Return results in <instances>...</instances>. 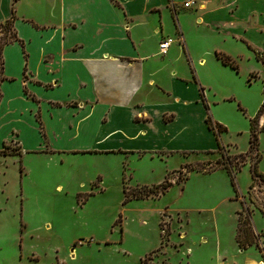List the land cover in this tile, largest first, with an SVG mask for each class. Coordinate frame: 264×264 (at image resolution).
<instances>
[{"label":"rangeland","instance_id":"obj_1","mask_svg":"<svg viewBox=\"0 0 264 264\" xmlns=\"http://www.w3.org/2000/svg\"><path fill=\"white\" fill-rule=\"evenodd\" d=\"M185 22L194 51H209L201 54L214 69L204 78L209 114L225 130L210 129L214 143L199 133L181 143L188 148L160 154L63 156L6 145L0 264H264V111L254 119L263 66L241 41L211 34L191 16ZM13 37L1 23L0 47ZM213 49L230 55L238 71L216 66ZM161 183H170L163 193L133 198Z\"/></svg>","mask_w":264,"mask_h":264},{"label":"crops","instance_id":"obj_2","mask_svg":"<svg viewBox=\"0 0 264 264\" xmlns=\"http://www.w3.org/2000/svg\"><path fill=\"white\" fill-rule=\"evenodd\" d=\"M184 1L0 0V24L10 20L16 37L0 52V153L11 144L63 156L160 154L199 133L214 143L204 81L214 69L208 50L194 51L185 20L241 41L257 60L264 0ZM166 36L174 42L162 55ZM212 52L216 66H228L222 54L238 71L230 55Z\"/></svg>","mask_w":264,"mask_h":264},{"label":"trees","instance_id":"obj_3","mask_svg":"<svg viewBox=\"0 0 264 264\" xmlns=\"http://www.w3.org/2000/svg\"><path fill=\"white\" fill-rule=\"evenodd\" d=\"M4 24L6 26H10V27L12 25L10 20L4 22ZM15 39H16V37H15V34H14V37L11 39V41H13ZM1 49H2V47H0V52H1ZM217 57L222 62V64L228 65L231 68L237 70L236 64L228 56L222 55V54H217ZM255 57L257 58V60L261 61L262 66H263V71H264V53L256 52L255 53ZM0 63H1V57H0ZM250 76L255 77L256 75L255 74H250ZM1 79H2V77H1ZM262 93H263V102H262V105L259 108L258 113H257V115H256V117L254 119L258 118L261 115V113L264 111V82H263V91H262ZM205 121H206L207 127L209 129L216 130L217 133L225 130V128L222 127L219 123H217V122L212 120L209 112L207 113ZM251 121H250V123H251ZM249 131L251 133L250 134L251 138H250L249 141H250V144H253V142L257 140V136H256V133L253 131L251 125H250V128H249ZM260 132L264 133V121L262 122V125L260 127ZM252 172L255 175L263 177L260 173L257 172L256 164H254L252 166ZM169 185H170V183H161V184H157V185L152 186V187H145V186L140 187L139 190H137L135 192V194L133 195V198L138 199V198H144V197H146L148 195H158L159 193H163L165 190H167ZM240 231H241V229H240ZM238 243L241 246H245L247 244H251L252 242H242L241 240H239Z\"/></svg>","mask_w":264,"mask_h":264},{"label":"built area","instance_id":"obj_4","mask_svg":"<svg viewBox=\"0 0 264 264\" xmlns=\"http://www.w3.org/2000/svg\"><path fill=\"white\" fill-rule=\"evenodd\" d=\"M195 3V0H186L183 2L184 7H189ZM174 42L173 37L166 36L159 42V52L164 55L168 47Z\"/></svg>","mask_w":264,"mask_h":264}]
</instances>
